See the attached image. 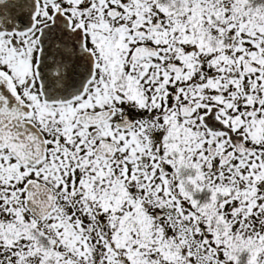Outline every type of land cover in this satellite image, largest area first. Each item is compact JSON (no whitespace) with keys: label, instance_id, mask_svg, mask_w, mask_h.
Listing matches in <instances>:
<instances>
[{"label":"snow or ice","instance_id":"1","mask_svg":"<svg viewBox=\"0 0 264 264\" xmlns=\"http://www.w3.org/2000/svg\"><path fill=\"white\" fill-rule=\"evenodd\" d=\"M0 264H264V0H0Z\"/></svg>","mask_w":264,"mask_h":264}]
</instances>
